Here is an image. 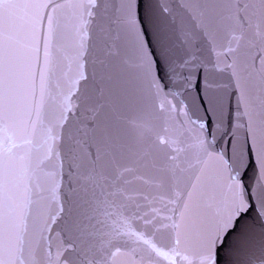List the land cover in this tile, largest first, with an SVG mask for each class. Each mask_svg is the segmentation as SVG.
Instances as JSON below:
<instances>
[{"label":"snow or ice","instance_id":"1","mask_svg":"<svg viewBox=\"0 0 264 264\" xmlns=\"http://www.w3.org/2000/svg\"><path fill=\"white\" fill-rule=\"evenodd\" d=\"M0 264H264V0H0Z\"/></svg>","mask_w":264,"mask_h":264}]
</instances>
